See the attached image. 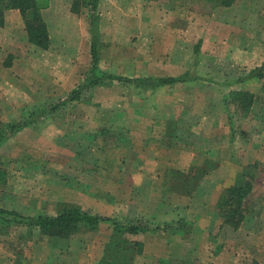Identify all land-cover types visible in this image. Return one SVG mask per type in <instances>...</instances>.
<instances>
[{
    "label": "rangeland",
    "instance_id": "rangeland-1",
    "mask_svg": "<svg viewBox=\"0 0 264 264\" xmlns=\"http://www.w3.org/2000/svg\"><path fill=\"white\" fill-rule=\"evenodd\" d=\"M92 1L53 0L48 50L20 24L0 43V128L63 102L90 76L92 31L98 75L196 79L158 88L103 79L9 136L0 208L37 217L78 207L170 230L101 223L63 237L0 220V264H264V80L240 81L264 64V0ZM131 148L164 172L126 175ZM235 148L258 159L244 167L252 191L233 228L216 203L231 186L223 174L233 178L223 150Z\"/></svg>",
    "mask_w": 264,
    "mask_h": 264
},
{
    "label": "trees",
    "instance_id": "trees-1",
    "mask_svg": "<svg viewBox=\"0 0 264 264\" xmlns=\"http://www.w3.org/2000/svg\"><path fill=\"white\" fill-rule=\"evenodd\" d=\"M50 0H0V27L3 26V13L5 10H17L22 19L24 29L27 36V42L40 50H48L50 46V39L48 33V27L44 22L41 10L49 7ZM95 4V0L92 1ZM92 40L90 42V57L91 67L90 76L84 79V81L78 86V88L72 91L69 96L56 105H52L48 108H38L35 111H31L27 114L26 118L22 121H18L10 126L0 128V146L13 134L20 130L27 128L31 125L38 124L47 118L51 113L58 110L60 107L65 106L68 102L77 101L81 98L82 93L95 88L100 85L102 80L118 81L125 84H134L141 88H158L166 85H173L177 83L187 82L189 79H196L189 76L188 72L179 77H167V78H142V79H130L126 77H116L109 74H96L98 63V51L96 32L92 31ZM200 41L195 46V54H198ZM264 80V64L251 69V71L240 81L249 79ZM246 173L242 175V182L239 185H232L228 187L218 199L216 206L218 209L224 210L225 214L223 223L230 225L231 227H237L245 218L248 212L247 198L252 191V185L249 181H245L244 177ZM5 171L0 168V188L5 184ZM245 181V182H244ZM0 220L6 223H12L21 227L32 228L37 230L42 235L48 236H67L71 231L84 226L86 228L94 229L101 223H109L116 229L121 230L128 234H141V233H167L170 230L168 224L159 225L152 224L146 219L140 218L135 221H122L112 217H104L96 213H92L87 210H82L78 207H72L54 216H37L28 217L23 216L15 211H7L0 208ZM181 221L176 224V229L181 228ZM104 264H118L111 262H104ZM128 264V263H119Z\"/></svg>",
    "mask_w": 264,
    "mask_h": 264
},
{
    "label": "crops",
    "instance_id": "crops-1",
    "mask_svg": "<svg viewBox=\"0 0 264 264\" xmlns=\"http://www.w3.org/2000/svg\"><path fill=\"white\" fill-rule=\"evenodd\" d=\"M53 4H54L53 0H50L49 7H47V9L41 10V15H42L44 22H45V18L43 15H45V13L50 9V7H52ZM3 21H4L3 26L0 27V43L2 42L5 44V43H9V41L11 40V37L9 36L8 32L15 30L16 25L20 24L23 27L24 25L20 17V14L17 10H5L3 13ZM24 33L26 35V32ZM26 39H27V36H26ZM140 148L139 150H135L131 148V150L128 152V156H126V161H125L126 167H125L124 173L126 175L135 174L136 176L138 175L143 178H146V175L148 176V173H153V172L155 173L157 171H160V173H156V174L163 173L164 169L158 170L159 166H158L157 161H155V157L150 155L149 153H147L146 155L142 153H138V152H141ZM235 150L236 151L233 156L227 154L223 150V156H222V160H224L223 163H226L227 164L226 166L230 167V169H232V172H233L232 174L233 178H231L230 176L231 174H229V172L227 171L223 174V178L228 180L231 186L241 184L242 175L245 169L244 167L254 164L258 159V157L257 156L254 157L253 154H251L250 157L247 158L246 154H244L243 156V154H240V152H238L237 148H235ZM134 152H137V153H134ZM206 152H207V155H203L202 159L204 161H208L209 163L211 160V154H208V151ZM191 165H193V163ZM188 168H190V166Z\"/></svg>",
    "mask_w": 264,
    "mask_h": 264
}]
</instances>
